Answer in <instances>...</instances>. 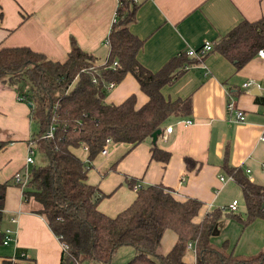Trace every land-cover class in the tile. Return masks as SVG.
I'll return each mask as SVG.
<instances>
[{
    "label": "crops",
    "instance_id": "0c3cea01",
    "mask_svg": "<svg viewBox=\"0 0 264 264\" xmlns=\"http://www.w3.org/2000/svg\"><path fill=\"white\" fill-rule=\"evenodd\" d=\"M135 4L127 30L141 42L136 62L151 73L187 49L196 50L205 42L213 46L241 21L264 19V0H136ZM116 7L117 0H0V47H26L47 60L62 62L72 40L81 51L94 56L96 64H102L107 53L103 41ZM199 57L200 62L183 66L170 83L159 88L161 96L170 101L188 97L190 107L186 115L168 117L156 136L155 147L169 154L166 162L149 159L148 137L129 149L124 143H110L106 156L98 153L92 158L85 182L104 195L95 204L101 214L113 217L131 203L135 194L127 180L137 187L161 184L178 201L197 200L200 206L193 223L241 195L232 179L227 180L226 168H237L249 182L264 186V141L259 140L264 125V60L255 53L235 68L213 49ZM247 81L250 85L243 87ZM20 95L15 87L0 82V184H5L0 202V264H59V241L44 219L33 213L37 203L31 198L23 200L21 188L12 183L36 133ZM130 95L134 108L147 100L135 79L125 73L105 90L103 102L117 105ZM229 101L232 110L226 109ZM234 110L242 113L241 122L235 121ZM184 120L190 123L184 124ZM167 126L171 129L162 137ZM71 152L85 160L82 148ZM184 158L192 166L186 168ZM219 176L225 181L220 182ZM223 192L229 200L220 197ZM236 209L237 201L234 213ZM222 212L220 226L216 222L212 230L211 244L219 246L224 241L228 251L242 256L264 247V220L242 225L244 209L240 217ZM5 229L10 240L3 245ZM175 239L171 230H164L155 254L165 255ZM181 260L193 264L191 246Z\"/></svg>",
    "mask_w": 264,
    "mask_h": 264
},
{
    "label": "trees",
    "instance_id": "16d2710c",
    "mask_svg": "<svg viewBox=\"0 0 264 264\" xmlns=\"http://www.w3.org/2000/svg\"><path fill=\"white\" fill-rule=\"evenodd\" d=\"M117 1L102 64H96L95 57L81 51L72 40L62 62L47 60L26 47H0V82L15 87L27 104L36 125L31 143L46 159L44 165L28 169V180L21 189L23 200L31 198L37 203L33 213L40 215L51 233L66 244V251H60L59 264H110L121 246L133 250L124 264H185L181 257L188 245L193 249V264H264V247L242 256L228 251L224 241L219 246L210 243L214 225L224 213L221 209H213L193 223L200 203L191 198L175 200L161 184L135 188L131 203L113 217L96 210L95 204L104 195L85 182V173L104 139L127 144L129 149L160 130L168 117L186 115L189 98L170 101L161 96L159 88L170 83L183 66L202 58L178 53L158 71L144 70L135 60L141 42L127 30L136 4ZM263 47L264 19H259L239 22L210 49L238 68ZM112 62L114 67L110 66ZM125 73L135 79L147 98L138 108H134L132 95L117 105L103 102L104 85L117 84ZM49 126L51 138H40ZM76 148H85L84 161L71 152ZM168 156L167 151L150 145L149 159L166 162ZM183 163L186 168L192 166L186 158ZM226 171L241 192L242 225L264 220V186L249 182L237 168ZM133 183L126 181L130 189ZM4 186L0 184V202ZM225 214L235 216L234 212ZM166 229L176 239L165 255L158 256L155 247Z\"/></svg>",
    "mask_w": 264,
    "mask_h": 264
},
{
    "label": "built area",
    "instance_id": "2783aa9c",
    "mask_svg": "<svg viewBox=\"0 0 264 264\" xmlns=\"http://www.w3.org/2000/svg\"><path fill=\"white\" fill-rule=\"evenodd\" d=\"M130 1H132L133 3L136 2V0H130ZM117 4H118V1H117ZM113 21H114V17L112 19V22ZM103 42H104V45L107 46V39L106 38L104 39ZM209 49H210V44L208 42H205L199 48L198 52H195V50L187 49L185 51V54H186V56H190V57L192 56V57L198 58V56H201L203 53L209 51ZM263 49L264 48H260V49H258L256 51L257 57L260 58V59H262V60H264V50ZM110 66L111 67H114L115 66V62H112ZM248 85H250V82L249 81L244 82L242 84L243 87H247ZM111 87H112V85L110 83H107V84L104 85L105 90H107V89H109ZM262 104H263V107H264V101L262 102ZM226 109L227 110H232V103H231V101H229L226 104ZM233 113H234V117H235V121L236 122H241L243 120V115H242V113L239 110H234ZM183 123L184 124H189L190 121L189 120H184ZM170 129H171L170 126L165 127L163 129V135H162V137H164V135L166 133H168L170 131ZM51 135H52V127L49 126L40 135V138H42V139H48V138H51ZM259 140L264 141V125H262V127H261V135L259 137ZM110 143L111 142H110L109 138L104 139L102 148L99 150L98 153L100 155H102V156H106L107 155V147H108V145ZM82 149L84 151H86L85 148H82ZM34 150H35V148H34V146L31 143V145H29L27 147L26 154H25V157L23 159V165H22L21 169H19V171L15 172V173H13V175L11 177L12 178V183L14 185L18 186L21 189L25 186V184H26V182L28 180V174H29L28 169H29V166L33 164L32 155L34 153ZM245 172H247V170ZM218 180L220 182L225 181V179L223 177H220V176L218 177ZM227 180H231V178L228 177ZM132 188L135 189V188H137V186L136 185H133ZM235 205H236V201L235 200H231L229 204H227L226 206H224V207H222L220 209H221V211L233 212L235 210ZM10 222H13V219H10ZM1 237H2L1 243L3 245H5L10 240V232L8 230H6V229L3 230ZM56 238L59 241L60 251H62V252L66 251V249H67L66 244H64L60 240V237L59 236L56 237ZM188 247H189V245H188Z\"/></svg>",
    "mask_w": 264,
    "mask_h": 264
},
{
    "label": "rangeland",
    "instance_id": "374dc122",
    "mask_svg": "<svg viewBox=\"0 0 264 264\" xmlns=\"http://www.w3.org/2000/svg\"><path fill=\"white\" fill-rule=\"evenodd\" d=\"M158 139L159 138H157V140ZM32 158H33V164L30 165L29 168H31V166L36 168V167L44 165L46 163L45 157L42 154H40L39 152H34ZM225 196H226V198L228 197V200H229V196L226 195V192H223V194L220 197L222 199H224ZM233 198H235V200L237 201V209H236L235 214L236 215L239 214L238 217H240L243 214V209H244L243 202L241 199V195L239 194L238 196H234ZM222 216H223V214H222ZM222 218H218L216 222L220 221ZM230 219H232V218H230ZM232 220L236 221V222L239 221L236 218H233ZM218 224L220 226V222H218ZM132 254H133V250L131 247L121 246V247L117 248L116 251L114 252V254L112 255L111 260H110V264H124L132 256Z\"/></svg>",
    "mask_w": 264,
    "mask_h": 264
},
{
    "label": "water",
    "instance_id": "95a60500",
    "mask_svg": "<svg viewBox=\"0 0 264 264\" xmlns=\"http://www.w3.org/2000/svg\"><path fill=\"white\" fill-rule=\"evenodd\" d=\"M159 134H160V130L159 129H156V130H154L153 132L150 133L149 139H150L151 144H154L156 136H158Z\"/></svg>",
    "mask_w": 264,
    "mask_h": 264
}]
</instances>
